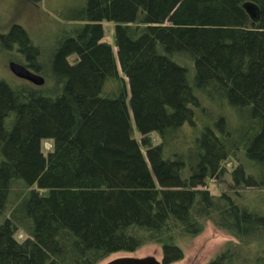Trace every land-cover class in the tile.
Returning <instances> with one entry per match:
<instances>
[{"label":"trees","instance_id":"16d2710c","mask_svg":"<svg viewBox=\"0 0 264 264\" xmlns=\"http://www.w3.org/2000/svg\"><path fill=\"white\" fill-rule=\"evenodd\" d=\"M67 20L81 24L42 64L22 27L0 36L55 82L17 90L0 80V264H97L146 243L170 264L182 258L177 240L205 220L237 244L264 242V212L238 191L204 187L241 151L253 172L237 164L232 185L264 189V0H83ZM101 20L113 22L111 44ZM174 56L192 63L193 89L220 97L232 123L210 120ZM196 120L192 139L170 150ZM236 243L205 264H233Z\"/></svg>","mask_w":264,"mask_h":264},{"label":"rangeland","instance_id":"374dc122","mask_svg":"<svg viewBox=\"0 0 264 264\" xmlns=\"http://www.w3.org/2000/svg\"><path fill=\"white\" fill-rule=\"evenodd\" d=\"M83 0H0V36L8 33L11 24H17L24 29L32 44L36 45L41 51L40 62L45 63L47 54L55 45L56 40L62 34H69L73 27L80 25L79 22H73L68 19V14L72 9L80 6ZM102 41L109 44L112 43L113 22L101 20ZM114 51V49H113ZM70 57L69 59H71ZM173 60L186 67L188 72V81L195 92L201 104L205 107V114L210 120L215 116L221 115L228 122H233V114L227 109L220 97L213 93L193 89L192 87V63L183 56H174ZM9 61H14L25 65L21 52L17 50L16 43L5 41L0 37V80L8 83L11 87L19 90L21 88H33L34 84L14 76L8 69ZM43 67V65H42ZM117 70L120 69L117 64ZM42 77L43 83L40 85L41 90L53 88L55 82L46 73L43 67L42 71L35 72ZM38 87V86H37ZM131 124L132 117L130 115ZM193 125V126H192ZM192 125L185 124L180 131L176 133L177 142L169 146L171 148H183L185 143L197 133V126L200 121L196 120ZM133 135L138 140L139 132L134 129L132 124ZM153 142H157L158 138L154 133H150ZM175 138V136H173ZM41 150L44 153L49 149L48 140L41 142ZM175 146V147H174ZM172 148V149H173ZM239 164L244 173L253 172L251 165L245 160L241 151L227 158L223 163V171L216 177L210 179L204 186L210 194L219 196L221 193H227L234 196V191L241 194L238 201L247 205L250 209L258 212H264V189H256L252 187L239 188L232 185L231 171ZM16 239L23 237L21 233H15ZM177 244L182 251V258L170 264H205L209 259L217 255L226 246L227 242L235 244L236 240L227 232L217 228L209 220H205L202 224L201 231L191 237H182L177 240ZM237 244V243H236ZM237 253L233 264H261L264 256V242L257 239L251 240L248 244H237ZM151 255L155 259H161L160 247L154 243H146L132 252H116L110 254L107 258L101 260L97 264L117 256H136L142 257Z\"/></svg>","mask_w":264,"mask_h":264},{"label":"water","instance_id":"95a60500","mask_svg":"<svg viewBox=\"0 0 264 264\" xmlns=\"http://www.w3.org/2000/svg\"><path fill=\"white\" fill-rule=\"evenodd\" d=\"M243 9L248 14L249 18L255 21L258 17V10L251 2H245L242 4ZM9 71L16 77L27 80L35 85H41L43 83L42 77L36 73L30 71L27 67L14 61H9L7 64ZM102 264H162L161 260L155 259L151 255L142 257L136 256H117L105 261Z\"/></svg>","mask_w":264,"mask_h":264},{"label":"flooded vegetation","instance_id":"af4514ba","mask_svg":"<svg viewBox=\"0 0 264 264\" xmlns=\"http://www.w3.org/2000/svg\"><path fill=\"white\" fill-rule=\"evenodd\" d=\"M25 67H27L30 71L34 72L30 67H28V65H24ZM22 79V78H21ZM24 80V79H23ZM27 81V80H25ZM29 82V81H28ZM31 83V82H30Z\"/></svg>","mask_w":264,"mask_h":264}]
</instances>
